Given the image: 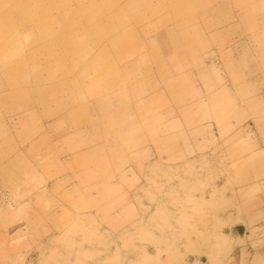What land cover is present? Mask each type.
Masks as SVG:
<instances>
[{"label": "rangeland", "instance_id": "rangeland-1", "mask_svg": "<svg viewBox=\"0 0 264 264\" xmlns=\"http://www.w3.org/2000/svg\"><path fill=\"white\" fill-rule=\"evenodd\" d=\"M260 247L264 0H0V264Z\"/></svg>", "mask_w": 264, "mask_h": 264}, {"label": "crops", "instance_id": "crops-1", "mask_svg": "<svg viewBox=\"0 0 264 264\" xmlns=\"http://www.w3.org/2000/svg\"><path fill=\"white\" fill-rule=\"evenodd\" d=\"M241 254L245 253L247 254V247H241L240 248ZM249 264H264V247H260L257 252H253L249 256Z\"/></svg>", "mask_w": 264, "mask_h": 264}]
</instances>
